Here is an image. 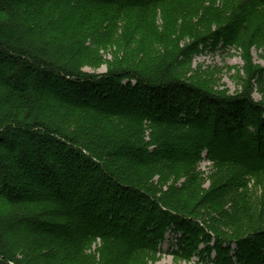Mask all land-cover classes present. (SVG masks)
<instances>
[{"label": "trees", "instance_id": "16d2710c", "mask_svg": "<svg viewBox=\"0 0 264 264\" xmlns=\"http://www.w3.org/2000/svg\"><path fill=\"white\" fill-rule=\"evenodd\" d=\"M263 46L264 0H0V264H264Z\"/></svg>", "mask_w": 264, "mask_h": 264}, {"label": "rangeland", "instance_id": "374dc122", "mask_svg": "<svg viewBox=\"0 0 264 264\" xmlns=\"http://www.w3.org/2000/svg\"><path fill=\"white\" fill-rule=\"evenodd\" d=\"M112 51L115 48H107L100 50V54L103 56V62L98 68L85 67V71L89 73L103 74L108 70V64L113 61ZM121 53L118 51V54ZM252 61L254 66L264 68V46L261 48H253L252 50ZM197 68H200L202 75L213 74L217 84L220 85L222 90L227 91L229 94H236L242 90V83L246 80L245 70L246 62L243 60L240 51H236L233 48H219L216 51L207 50L201 56L197 57L194 61L193 71L199 72ZM197 71V72H196ZM208 72V73H207ZM198 74V73H197ZM210 74V75H211ZM255 82V81H254ZM222 86V87H221ZM60 89H66L59 85ZM253 98L255 101L264 100V94L260 89L259 84L256 83L254 87ZM174 148L177 151H183L185 145H176ZM17 150V145H15ZM227 153H230L228 150ZM235 157H242L238 152H233ZM200 171L203 174V188L209 189L211 185L210 172L211 163L210 161H204L201 164ZM12 173L15 174L17 171L12 169ZM162 252L158 257L150 261L148 264H196L197 260L191 262L181 261L175 258L172 254L174 250H177L176 238L172 235H168L166 241L161 245ZM96 252V247L93 249Z\"/></svg>", "mask_w": 264, "mask_h": 264}]
</instances>
